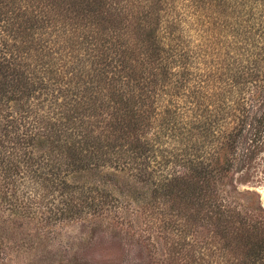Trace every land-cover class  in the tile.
<instances>
[{
    "label": "trees",
    "instance_id": "1",
    "mask_svg": "<svg viewBox=\"0 0 264 264\" xmlns=\"http://www.w3.org/2000/svg\"><path fill=\"white\" fill-rule=\"evenodd\" d=\"M244 142L264 144V0H0V177L44 179L62 218L136 184L149 227L186 229L163 264H264V222L223 196Z\"/></svg>",
    "mask_w": 264,
    "mask_h": 264
},
{
    "label": "rangeland",
    "instance_id": "2",
    "mask_svg": "<svg viewBox=\"0 0 264 264\" xmlns=\"http://www.w3.org/2000/svg\"><path fill=\"white\" fill-rule=\"evenodd\" d=\"M248 143L240 148L234 181L229 185L226 180L223 196L264 222V144L250 147ZM246 149H253L252 161L243 157ZM22 179L14 175L10 180L20 183L17 201L15 187H7L10 181L4 183L0 177V264H163L176 242L174 229L186 231L184 227H149V212L143 208L147 200H137L140 185H130L133 191L127 192L132 195L122 200L124 208L112 207L104 217L85 212L78 218H62L58 207L65 196L60 191L46 189L44 179L26 178L21 184ZM72 184L84 187L78 190L82 192L88 188V177L81 173L72 178ZM10 189L11 196H4ZM80 192H74L75 196ZM212 229L214 242L217 227Z\"/></svg>",
    "mask_w": 264,
    "mask_h": 264
}]
</instances>
